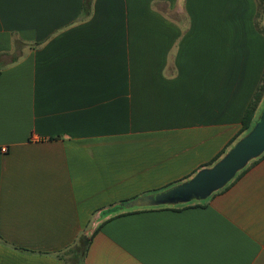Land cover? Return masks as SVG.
I'll list each match as a JSON object with an SVG mask.
<instances>
[{"label":"crops","instance_id":"obj_1","mask_svg":"<svg viewBox=\"0 0 264 264\" xmlns=\"http://www.w3.org/2000/svg\"><path fill=\"white\" fill-rule=\"evenodd\" d=\"M257 13L0 0V264H74L100 225L77 264H264V149L215 176L264 116L263 97L240 133L264 71Z\"/></svg>","mask_w":264,"mask_h":264},{"label":"trees","instance_id":"obj_2","mask_svg":"<svg viewBox=\"0 0 264 264\" xmlns=\"http://www.w3.org/2000/svg\"><path fill=\"white\" fill-rule=\"evenodd\" d=\"M256 1H257V6H258V13H257L256 18H259L260 15L263 14V12H264V0H256ZM256 28L264 36V28L259 27L257 25H256ZM263 97H264V71L262 73L260 82H259V84H258V86H257L246 110H245V113H244V116L242 119V128H241L240 133L248 132L252 128L255 113H256L257 108H258L259 104L261 103ZM216 159H217V157L214 158V160H212L211 162L213 163V161H215ZM211 164H208L207 166H209ZM231 184H232V181L230 182V184H228V186ZM228 186H226L222 190L227 189ZM154 193H157V192L154 191V192L143 194L142 196H137V197L130 198L127 200H122V201L110 206L106 210H103L101 213H103L104 215H109V214L119 212L122 210H132L133 208H135V211H137L138 210L137 208L143 206L142 203L145 200L150 199L148 195L154 194ZM131 212H133V211H130V213ZM100 227H101V225L98 226V228L89 237H86V236L80 237L77 240L76 244H74V246L72 248V252L74 253V256L76 258L74 261V264H77L79 262V259H81L82 261L84 260V257H85V254L87 252V249L90 245V242L92 241L94 234L97 232V230Z\"/></svg>","mask_w":264,"mask_h":264},{"label":"water","instance_id":"obj_3","mask_svg":"<svg viewBox=\"0 0 264 264\" xmlns=\"http://www.w3.org/2000/svg\"><path fill=\"white\" fill-rule=\"evenodd\" d=\"M264 149V116L251 136L239 144L215 173L217 179H227L246 159Z\"/></svg>","mask_w":264,"mask_h":264},{"label":"rangeland","instance_id":"obj_4","mask_svg":"<svg viewBox=\"0 0 264 264\" xmlns=\"http://www.w3.org/2000/svg\"><path fill=\"white\" fill-rule=\"evenodd\" d=\"M256 25L264 28V12L263 14L260 15L259 18H256ZM65 256L67 257V259H70V260L73 258L70 252H67Z\"/></svg>","mask_w":264,"mask_h":264}]
</instances>
